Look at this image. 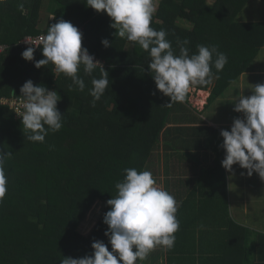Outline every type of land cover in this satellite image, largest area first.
<instances>
[{"label": "trees", "instance_id": "obj_1", "mask_svg": "<svg viewBox=\"0 0 264 264\" xmlns=\"http://www.w3.org/2000/svg\"><path fill=\"white\" fill-rule=\"evenodd\" d=\"M255 1L260 4L254 8H262L259 13L264 11V0L158 2L150 26L167 32L166 39L176 55L178 42L187 39L189 55L197 52V45H205L216 46L227 56L209 101L247 71H259L250 76L264 83V19L242 16L252 10ZM45 4L59 12L38 28L39 10ZM61 19L76 26L82 33V47L106 64L103 68L108 72L109 87L95 106L89 94L92 77L82 68L78 74L86 88L78 91L70 77L54 74L51 63L36 68L33 61L22 58L25 49L12 47L26 34H47L48 25ZM110 23L105 12L92 9L86 0H4L0 4V42L12 47L0 53V99L9 97L12 88L21 94V86L31 79L34 85L42 84L57 92V108L63 114L62 128L49 132L45 142L39 143L28 139L30 133L24 129L21 117H16L7 105H0V151L11 153L5 162L7 192L0 203V264H60L64 257L91 255L94 240L103 241L111 251L104 235L107 225L103 216L110 208L106 201L116 196L115 184L123 180L124 169L143 171L152 164L161 137L167 142L171 135L167 124L177 120L174 114L184 103L166 106L169 98L156 89L148 70V53L120 38ZM102 39H107L110 46L104 47ZM259 52L263 59L260 63ZM42 58L41 48L35 50L34 60ZM212 71L216 72L214 67ZM100 75L99 69L93 73L96 78ZM212 187L211 191L219 188ZM221 190L224 201L225 183ZM96 201L102 203L98 218L88 234H83L77 226ZM234 227L242 232L234 235L229 229L226 233L228 257L225 249L218 250L220 242L213 241L209 245L217 246L214 252L180 254L182 261L178 264H264V231L253 230L259 240L244 242L243 234L251 230L237 224ZM184 238L180 246H196ZM136 264L148 263L137 260Z\"/></svg>", "mask_w": 264, "mask_h": 264}, {"label": "clouds", "instance_id": "obj_2", "mask_svg": "<svg viewBox=\"0 0 264 264\" xmlns=\"http://www.w3.org/2000/svg\"><path fill=\"white\" fill-rule=\"evenodd\" d=\"M158 2L86 0L92 9L103 11L111 18L110 27L116 29L115 34L138 44L148 53V70L156 89L169 98L166 106L171 107L173 103H186L195 86L212 85L228 60L216 46L197 45V52L189 55V49L185 47L189 44L187 39L178 42L179 55H176L171 42L166 39L167 32L150 26ZM3 3L4 0H0V4ZM81 41L82 33L78 28L61 19L48 25L47 34L35 43L25 42L31 46L22 51L21 56L26 61H33L36 68L51 63L57 74L71 78L78 91L86 88L84 79L78 74L82 68L85 75L92 77L89 94L95 106L110 81L101 62L82 47ZM101 44L110 46L107 39H102ZM36 46L41 47L42 59L34 60ZM97 69L101 73L99 78L93 76ZM41 85H34L31 79L23 83L20 88L23 112L19 116L24 129L30 133L28 139L44 143L49 132H58L62 128L63 114L57 108L60 99L57 92ZM232 102L233 111L242 112L244 118H234L230 130L220 132L223 137L221 147L225 150L221 165L231 172L232 166L238 164L247 170L248 176L255 172L264 179V84L256 85L250 96L240 93ZM10 155V152L0 151V203L7 192L5 162ZM124 173L123 180L115 184L116 196L106 201L110 208L103 216V223L107 225L104 235L111 251L103 241L94 240L91 255L64 257L60 264H136L137 260L147 259L157 247L173 248L175 233L180 228L176 216L179 202L159 186L150 171L126 168Z\"/></svg>", "mask_w": 264, "mask_h": 264}, {"label": "crops", "instance_id": "obj_3", "mask_svg": "<svg viewBox=\"0 0 264 264\" xmlns=\"http://www.w3.org/2000/svg\"><path fill=\"white\" fill-rule=\"evenodd\" d=\"M58 12L57 8L48 11L50 18L45 17L46 20L39 17L38 28H42V20L45 25L47 20L51 21ZM250 74L253 76L259 74V71L240 74L236 81L220 90L213 101L208 99L216 78L206 89L195 86L193 92L200 93L199 96L195 95L196 102L193 104L192 100L188 99L175 112L177 120L167 124L171 132L169 135L167 130V135L171 140L167 136L165 142L161 137L157 154L152 156V164L143 170L150 171L159 186L179 202L176 216L180 225H184V228L181 226L184 231L180 232L179 228L175 233L176 239L172 249L157 247L153 250L147 259L143 260L148 264H178L182 261L180 254L208 255V251L216 250L217 246L209 245L213 241L220 242L218 250L222 252L225 249L224 254L228 257L227 250H230V247L226 233H229V229L235 235L242 232L241 229L236 231V224L249 228L251 232L243 234L244 242L248 239L259 240L253 230L264 231V179L255 172L248 176L247 170L240 168L238 164L232 166L231 172L221 165L225 150L221 147L223 137L220 132L222 129L230 130L232 121L236 118L232 100L240 93L250 96L256 85L264 84L253 79ZM259 80L261 81V78ZM202 92L208 94L205 95L206 99L203 98ZM237 114L239 118H244L242 112ZM175 149L186 151L193 159L174 154ZM256 180L259 182L257 187L248 185V182L254 183ZM223 183L226 184L227 190L224 201L221 197ZM212 185L219 188L211 191V188H214ZM182 237L192 240L196 246H180ZM226 239L227 245H224Z\"/></svg>", "mask_w": 264, "mask_h": 264}, {"label": "rangeland", "instance_id": "obj_4", "mask_svg": "<svg viewBox=\"0 0 264 264\" xmlns=\"http://www.w3.org/2000/svg\"><path fill=\"white\" fill-rule=\"evenodd\" d=\"M256 3L257 4H260L258 1H255V4L254 5H251V8L250 9H252V10H249V11H246V12H244V13H242V16H244L245 18H262V19H264V11H261L260 13L258 12V10L259 9H262V8H254V7H256ZM158 8H159V6L157 5V10H156V12L158 11ZM54 10V7L53 8H49L48 7V4H45V5H43V7H41L40 8V10H39V17H40V19H45V17L48 19V17L50 16V15H48L49 13H48V11H53ZM155 12V13H156ZM50 18V17H49ZM46 20V19H45ZM177 24L178 25H180L181 27H184V23L182 22V21H178L177 22ZM42 25L43 26H45L44 25V23L42 22ZM185 25L187 26V24L185 23ZM43 26H42V28H43ZM259 58L260 59H258L257 60V62H263V59H262V55H261V52H259ZM106 65V64H105ZM197 93L198 92H191L190 93V96H189V99L190 100H192V103L194 104L195 102H196V99L197 98H195L196 96H199V94L200 93H198V95H197ZM196 95V96H195ZM205 95H208V94H205L204 93V96H203V98H205ZM199 99V98H198ZM206 99V98H205ZM192 108H195V107H193L192 106ZM239 115L237 114V112H236V117H238ZM174 152V154H180V155H182V156H184V157H188V159H193L192 157H190V154H187V152L186 151H183V150H179V149H175V151H173ZM201 158H202V156H201ZM12 175H14V173L12 174L11 173V176ZM236 179H234V181H235ZM238 181V180H237ZM258 181L256 180L254 183H252V182H248V185H250L251 187H254V186H256L257 187V185H258ZM101 202L100 201H96L94 204H93V207H91V209L89 210V212L87 213V215H86V217H85V219L82 221V222H80V224L77 226V228H78V231L79 232H81V233H83V234H88V232L91 230V228L94 226V224H95V222H96V220H97V218H98V216H97V212H98V210H100L101 209Z\"/></svg>", "mask_w": 264, "mask_h": 264}, {"label": "built area", "instance_id": "obj_5", "mask_svg": "<svg viewBox=\"0 0 264 264\" xmlns=\"http://www.w3.org/2000/svg\"><path fill=\"white\" fill-rule=\"evenodd\" d=\"M43 35H46L45 33H37V34H26L23 37H21L20 39H18L12 47H18L21 49H26L27 47L31 46L25 42H32L35 43L37 40H39V38ZM10 44H5V43H1L0 42V53L4 52L5 50H7L8 48H12L11 46H9ZM41 47L40 46H36L35 50H39ZM91 54V53H89ZM94 56V59L98 60L101 62L102 66L105 65V62L100 59L99 57H96L94 54H91ZM53 66V72L54 74L57 75V73L55 72V68L54 65ZM7 105L9 107V109L13 110V113L16 117H20L19 115L22 114L23 112V107H22V97L21 94L17 95L14 92H11L9 97L6 98H2L0 99V105Z\"/></svg>", "mask_w": 264, "mask_h": 264}, {"label": "bare ground", "instance_id": "obj_6", "mask_svg": "<svg viewBox=\"0 0 264 264\" xmlns=\"http://www.w3.org/2000/svg\"><path fill=\"white\" fill-rule=\"evenodd\" d=\"M201 94H203V96H204V92H202Z\"/></svg>", "mask_w": 264, "mask_h": 264}, {"label": "water", "instance_id": "obj_7", "mask_svg": "<svg viewBox=\"0 0 264 264\" xmlns=\"http://www.w3.org/2000/svg\"><path fill=\"white\" fill-rule=\"evenodd\" d=\"M12 92H14V89H12Z\"/></svg>", "mask_w": 264, "mask_h": 264}]
</instances>
